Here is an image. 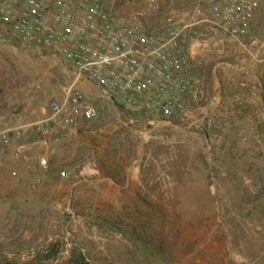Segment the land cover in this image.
<instances>
[{"label": "rangeland", "instance_id": "obj_1", "mask_svg": "<svg viewBox=\"0 0 264 264\" xmlns=\"http://www.w3.org/2000/svg\"><path fill=\"white\" fill-rule=\"evenodd\" d=\"M82 1L147 33L184 28L186 114L153 121L81 81L97 121L7 149L27 146L33 169L0 165V264H264V0L242 39L194 16L225 0ZM71 80L0 39V132L46 118Z\"/></svg>", "mask_w": 264, "mask_h": 264}, {"label": "built area", "instance_id": "obj_2", "mask_svg": "<svg viewBox=\"0 0 264 264\" xmlns=\"http://www.w3.org/2000/svg\"><path fill=\"white\" fill-rule=\"evenodd\" d=\"M260 3L225 0L195 9L194 16L199 23L242 39ZM183 31L175 25L147 33L137 22H116L97 1L0 0L1 42L53 59L72 77L62 98L50 103L46 118L0 132V165L9 156L33 169L27 146L7 152L12 140L26 132L47 147L75 134L80 123L97 121V110L76 89L81 81L94 84L110 103L153 121L185 116L193 82L183 51ZM47 167L46 159L40 157L38 171L45 172Z\"/></svg>", "mask_w": 264, "mask_h": 264}]
</instances>
